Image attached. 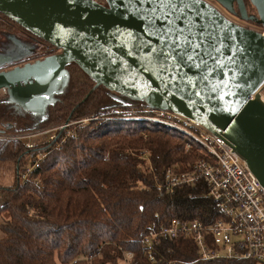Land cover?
<instances>
[{"label": "trees", "instance_id": "obj_1", "mask_svg": "<svg viewBox=\"0 0 264 264\" xmlns=\"http://www.w3.org/2000/svg\"><path fill=\"white\" fill-rule=\"evenodd\" d=\"M0 29L30 33L3 13ZM30 34L45 44L42 55L56 50ZM66 69L68 82L46 106L43 119L3 96L0 126L26 131L106 107L137 115L144 112V101L103 85L94 87V80L76 63ZM109 114L102 112L99 119L77 125L75 135L63 142L30 150L19 140L0 139V169L10 164L14 175L9 186L0 177V264H85L84 258L91 260L89 264H112L125 251L133 253L129 264H255L199 259L197 246L187 237L156 240L150 248L153 261L149 259L143 238L152 223L173 218L210 223L219 217L201 182L164 195L156 188L166 168L188 170L203 153L195 142L186 148L183 134L159 122ZM38 152L45 153L43 159L21 181L20 173ZM5 161L10 163H1Z\"/></svg>", "mask_w": 264, "mask_h": 264}, {"label": "water", "instance_id": "obj_2", "mask_svg": "<svg viewBox=\"0 0 264 264\" xmlns=\"http://www.w3.org/2000/svg\"><path fill=\"white\" fill-rule=\"evenodd\" d=\"M251 1L264 25V0ZM0 13L59 50L0 70L8 101L43 119L74 62L94 87L225 130L264 189L259 32L203 0H0ZM241 16L252 19L242 8Z\"/></svg>", "mask_w": 264, "mask_h": 264}, {"label": "built area", "instance_id": "obj_3", "mask_svg": "<svg viewBox=\"0 0 264 264\" xmlns=\"http://www.w3.org/2000/svg\"><path fill=\"white\" fill-rule=\"evenodd\" d=\"M259 33L264 36V28ZM0 92L6 93V88H0ZM102 112H109L110 116L107 117L116 114L123 118L159 122L183 134L188 139L186 148L190 147V142H195L203 153L188 170L166 168L156 188L159 194L164 195L173 193L177 187L195 186L201 182L219 212V217L210 223L180 218L160 224L152 223L143 238L151 261L153 256L150 248L156 240L187 237L197 246L199 259L224 258L264 264V189L226 138L225 130L210 131L193 118L147 105L143 114L135 116L129 112L123 113L118 107H106L89 115L69 117L59 125L7 135L0 132V138H14L28 149L35 148L34 141L41 136H46L48 143L58 140L63 142L75 135L74 128L77 125L99 119ZM44 155L43 152L36 154L32 164L22 171L21 181L29 178ZM125 253L133 255L132 252Z\"/></svg>", "mask_w": 264, "mask_h": 264}, {"label": "rangeland", "instance_id": "obj_4", "mask_svg": "<svg viewBox=\"0 0 264 264\" xmlns=\"http://www.w3.org/2000/svg\"><path fill=\"white\" fill-rule=\"evenodd\" d=\"M97 1L100 2V3L104 2V0H97ZM14 38L23 39L22 40L23 41V46L19 45L20 47L18 49L15 48L14 49L15 51H12L13 48L15 47V44H14L15 42H13L11 39H14ZM45 47L46 46H45L44 43L40 42L39 40L35 41L34 39L30 38L28 35H26V33H24L21 30H15L14 32H11V34H9V33L5 32L3 29H0V70L10 69L13 66H15V65H10V64L17 63V65H21V64L25 63L23 61V59H25L26 57H30V58L32 57V59H30L29 61H34L36 59L43 58L44 55H42V54H43V52L45 50ZM58 52H59V50L56 48V50H53V53H51V54H55V53H58ZM51 54H48V55H51ZM45 56H47V55H45ZM12 59H13V62L10 61ZM5 63H7V64H5ZM262 94H263L262 95V100H264V91H262ZM3 96H7V91H6V93H3V94H1V92H0V97H3ZM132 115L135 116L137 114H132ZM63 121L58 122V123H53V124H50V125H46V126L59 125ZM0 132H2L3 135H7V134H14V133H19V132H24V131L12 132V131H9V130H5L3 127L0 126ZM0 139L15 140L14 138H10V137H7V136L6 137H1ZM46 141H47L46 140V136H41L40 138L35 139L34 143H35L36 146L40 145V144L45 146L48 143ZM24 147L26 149H28L25 145H24ZM146 155L147 154H144V157H145V160L147 162L149 160H148V158H146ZM1 163H10V162L9 161L8 162L5 161V162H1ZM9 170H11L10 164L2 166V169H0V171H1L0 177L2 178L1 182L5 183V186H9V185H11L13 183V176L14 175L12 176V173ZM21 173H20V177H21ZM2 221H3V219L0 218V223ZM0 236H2L1 232H0ZM125 252H130V251H125ZM125 252L122 253L121 259H119L118 261H116L115 263H112V264H129V262L132 260L133 255L132 256H128ZM83 260L85 261V264H89L90 261H91L90 259H87V258H84ZM255 264H261V263L255 262Z\"/></svg>", "mask_w": 264, "mask_h": 264}, {"label": "flooded vegetation", "instance_id": "obj_5", "mask_svg": "<svg viewBox=\"0 0 264 264\" xmlns=\"http://www.w3.org/2000/svg\"><path fill=\"white\" fill-rule=\"evenodd\" d=\"M203 1L214 7L221 15H223L226 19H228L233 23L254 30L256 32H260V30L264 28V25H262L259 22L260 16L258 10L251 0H223V2H221L220 0H203ZM227 5H229L230 8L227 7ZM241 8L244 9L245 14L249 17H252V19H244L241 16ZM26 35H28L30 38L34 39L35 41L38 40L30 33H26ZM11 40L15 42L14 43L15 47L14 48L12 47L13 48L12 51H15L14 50L15 48L18 49L20 47L19 45L23 46V41H22L23 39L14 38ZM10 61L13 62V59ZM10 65H17V63Z\"/></svg>", "mask_w": 264, "mask_h": 264}, {"label": "bare ground", "instance_id": "obj_6", "mask_svg": "<svg viewBox=\"0 0 264 264\" xmlns=\"http://www.w3.org/2000/svg\"><path fill=\"white\" fill-rule=\"evenodd\" d=\"M262 102L264 103V100H262Z\"/></svg>", "mask_w": 264, "mask_h": 264}]
</instances>
